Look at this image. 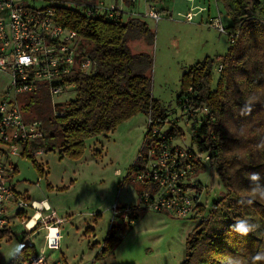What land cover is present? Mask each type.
<instances>
[{"label":"trees","instance_id":"16d2710c","mask_svg":"<svg viewBox=\"0 0 264 264\" xmlns=\"http://www.w3.org/2000/svg\"><path fill=\"white\" fill-rule=\"evenodd\" d=\"M48 1L56 9L58 21L82 40L97 70L91 75L70 78L76 85V98L61 106L63 117L54 116L46 94L26 99V119L43 122L45 153L59 151L61 156L81 159L88 139L109 135L138 114H144L156 125H164L169 116L152 92L154 56L149 52L134 53L129 46L134 41L154 46L155 34L149 25L138 18L127 23L89 18L83 10ZM217 2L226 7L233 19L227 32L235 42L224 58L206 57L188 68L181 78L178 101L189 98V108L195 114L209 111L192 140L200 153L209 155L212 174L219 176L226 195L215 202L217 211L210 212L208 220H200L190 233L182 264H264V0H253L252 14L247 13L245 0ZM216 60H223V69L218 87L213 90ZM149 131L150 126L144 143ZM169 134L177 137L184 132L174 126ZM31 149L26 146L21 156L36 164ZM1 153L7 155L3 148ZM141 163L139 156L125 183ZM206 166L200 164L196 170L205 171ZM40 170L44 172L43 168ZM233 199L246 204L261 219L260 235L247 229L240 213L233 211ZM131 209L129 218L134 223L147 211L140 207ZM212 219L220 225L219 231L211 229ZM213 230L216 232L212 233ZM118 231L113 224L96 260L113 255L121 243ZM9 232H0V243ZM36 252V248L23 245L9 264H24Z\"/></svg>","mask_w":264,"mask_h":264},{"label":"rangeland","instance_id":"374dc122","mask_svg":"<svg viewBox=\"0 0 264 264\" xmlns=\"http://www.w3.org/2000/svg\"><path fill=\"white\" fill-rule=\"evenodd\" d=\"M27 1L38 9L50 5L48 0ZM53 1L80 10L84 9V4L93 3V0ZM252 4L253 0H245L248 14L253 13ZM165 5L170 7L172 17L165 13L158 24L147 18L141 19L155 34L154 46L148 47L136 41L129 46L134 53L149 52L154 56L153 97L169 115V122L164 127L169 130L173 121L184 115L178 105L183 74L206 57L224 58L228 54L231 48L229 33L222 34L215 27V22L220 20L227 31L233 25V19L217 0H170ZM124 9L126 13L132 10L145 12L143 4L135 9L124 6ZM189 15L192 22L187 21ZM134 18L126 15L124 22ZM221 62L223 60H216L213 68V90L217 89L221 79L218 71ZM74 98L76 92H68L56 98L55 102L64 105ZM148 122L144 114H138L109 135L88 139L84 155L78 160L61 156L59 151L35 157L36 164L22 156H9L7 163L17 168L14 185L23 197L29 196L32 209L28 211V220L19 217L14 220L11 233L0 243V264H9L16 256L23 235L28 232V223L37 228L48 217L43 208L44 201L49 202L56 216L67 220L60 228L59 250L46 248L48 231H40L38 237L31 238L37 252L46 250L52 264H182L187 239L199 220L145 211L139 222L129 225V215L125 213L126 208L141 206L139 195L144 187L132 182L135 173L129 182L125 183V180L143 149ZM178 126L185 136L176 138L174 145L191 146V124H187L184 117ZM39 168L44 172L41 173ZM197 177L203 185L200 202L206 206L204 215L207 217L215 202L226 195V190L219 176L212 174L209 163ZM234 200L231 204L233 211L240 213L247 229L260 235L261 219L246 204ZM115 206L118 207V216L114 219ZM35 218L41 221L36 222ZM113 224L118 226L121 238V243L114 250V259L110 260L108 256L96 260ZM210 224L216 231L221 228L216 219H212Z\"/></svg>","mask_w":264,"mask_h":264},{"label":"built area","instance_id":"2783aa9c","mask_svg":"<svg viewBox=\"0 0 264 264\" xmlns=\"http://www.w3.org/2000/svg\"><path fill=\"white\" fill-rule=\"evenodd\" d=\"M117 1L99 0L89 5L84 4L83 11L89 18L102 17L122 22L126 15L138 19L147 18L156 24L164 17L159 4L165 0H119V4ZM141 4L145 7L144 13L134 10L125 12L124 6L135 9ZM187 21H193L191 15L187 17ZM215 27L222 34L227 32L220 20L215 22ZM234 42V38L230 37V44ZM222 69L221 62L218 71L221 73ZM96 70L95 61L84 48L77 33L58 21L52 3L38 9L27 0H0V148L7 152V155L0 154V232L10 224L11 207L17 213H27L32 209L30 201L16 191L14 168L6 160L9 156H21L26 146L33 147L30 152L33 157L45 153L43 147L46 133L43 122L26 119L23 109L26 99L36 94H46L53 107L54 116L63 117V103H56L55 100L68 92H75L76 85L70 78L78 74L91 75ZM189 104V98L178 101L184 114L180 119L185 117L187 124H191V146H175L176 138L185 134L177 137L169 134L174 126L181 129L178 126L180 119H175L169 130L164 128L169 120L160 126L149 119L150 135L144 143L145 150L139 155L142 163L133 172L135 174L132 182L144 187L139 195L141 209L178 219L200 221L206 217L204 214L207 209L200 202L203 185L198 181L196 167L209 163L210 157L200 153L192 138L199 132L204 123L203 118L209 115V111L204 109L203 112L195 114ZM43 208L47 212L53 211L46 204H43ZM216 211L217 207L213 205L211 212ZM125 213L130 215L132 209L127 208ZM117 215L118 207L115 206L114 219ZM209 218L210 214L206 219ZM129 220V225H132L134 222L130 218ZM35 221L39 222L41 219L37 218ZM66 222V219L59 218L56 213L43 220L42 224L48 230L46 248L60 249V228ZM26 227L28 232L25 233L23 244L35 248L31 237L36 225L30 227L28 223ZM24 264L51 262L45 250H42Z\"/></svg>","mask_w":264,"mask_h":264},{"label":"crops","instance_id":"0c3cea01","mask_svg":"<svg viewBox=\"0 0 264 264\" xmlns=\"http://www.w3.org/2000/svg\"><path fill=\"white\" fill-rule=\"evenodd\" d=\"M97 1H99V0H93V2H97ZM105 1H107V2H111V1H113V0H105ZM168 1H170V0H165V1H162L160 4H159V7H160V9L164 12V15H165V13H167L166 15H169L170 16V7H168L167 5H165L166 4V2H168ZM117 3L119 4V0L117 1ZM121 6V5H120ZM128 8H130V7H128ZM170 17H172V15L170 16ZM15 188H16V191L19 193V194H21L18 190H17V187H16V184H15ZM22 195V194H21ZM24 197H26L28 200H30V198H29V196L28 195H24ZM43 204H47L51 209H52V207H51V205L49 204V202L48 201H44L43 202ZM38 207H40L39 205H38ZM53 210V209H52ZM29 211V210H28ZM27 211V213H24V212H22L23 213V215L20 217V216H18V213H17V211H15V209L13 208V207H11V209H10V213H9V226L6 228L7 230H9L10 232L9 233H11V228H12V224H14V220H16L18 217H19V219H24L25 218V220H28L27 218V215H29V212ZM17 213V214H16ZM45 213H47V214H49V215H47L48 217L47 218H50L52 215H53V213H55V211H52V212H47V211H45ZM42 215H43V213H42ZM43 217H44V215H43ZM47 218H45V219H47ZM66 224V223H65ZM32 225V224H31ZM40 231L41 232H43V231H48L47 229H46V227L42 224V223H40L39 225H38V227L36 228V230H35V234H33L32 235V239L34 238V237H38L39 236V233H40ZM24 238H25V234L23 235V240H24ZM23 240H22V245H21V248L23 247ZM37 251V250H36ZM45 252H46V250H45ZM110 260H113L114 258H113V255H111L110 257ZM51 262V261H50ZM52 264V263H51Z\"/></svg>","mask_w":264,"mask_h":264},{"label":"clouds","instance_id":"9594fccd","mask_svg":"<svg viewBox=\"0 0 264 264\" xmlns=\"http://www.w3.org/2000/svg\"><path fill=\"white\" fill-rule=\"evenodd\" d=\"M240 230H241V231H244V232H246V231H247L246 229H243V228H241Z\"/></svg>","mask_w":264,"mask_h":264},{"label":"bare ground","instance_id":"6f19581e","mask_svg":"<svg viewBox=\"0 0 264 264\" xmlns=\"http://www.w3.org/2000/svg\"><path fill=\"white\" fill-rule=\"evenodd\" d=\"M46 206L48 207V205L46 204ZM33 225H30V227H32Z\"/></svg>","mask_w":264,"mask_h":264}]
</instances>
